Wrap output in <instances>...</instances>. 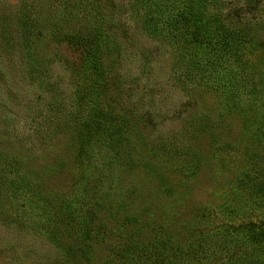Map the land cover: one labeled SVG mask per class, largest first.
Returning <instances> with one entry per match:
<instances>
[{
    "label": "rangeland",
    "instance_id": "374dc122",
    "mask_svg": "<svg viewBox=\"0 0 264 264\" xmlns=\"http://www.w3.org/2000/svg\"><path fill=\"white\" fill-rule=\"evenodd\" d=\"M123 1L0 0L12 43L24 12L41 30L15 53L0 34V264H264V0ZM98 43L115 131L79 137L75 62ZM34 191L101 235L59 232Z\"/></svg>",
    "mask_w": 264,
    "mask_h": 264
},
{
    "label": "trees",
    "instance_id": "16d2710c",
    "mask_svg": "<svg viewBox=\"0 0 264 264\" xmlns=\"http://www.w3.org/2000/svg\"><path fill=\"white\" fill-rule=\"evenodd\" d=\"M108 2L111 5L115 6L116 8V0H108ZM127 3L132 5L133 0L123 1V3L119 5L127 6ZM130 9L131 7L127 8L126 10H130ZM22 20L21 21L18 20V30L17 29L16 30L20 35L18 36L17 39L15 36L14 43H12L14 34L12 35L11 31H7L5 27L2 28V25H0L1 37L5 35V38L7 37V40L9 42L7 43L8 45H5V51H12L13 53H15L16 51H20V49L22 51V46L23 44H25V42L26 44H31V42L33 43V40L37 38L38 34L41 33V30H37L35 24L31 21L28 13L24 12L22 14ZM43 30L46 31V28L43 27ZM212 33L215 34L213 30L211 31V34ZM9 34L12 36H9ZM227 34L229 33L222 34L221 39L225 43H232L230 39H227ZM57 35L58 37L60 36L62 39H66L72 44L80 45L86 36H90V37H100L101 36L102 37V32L98 33L96 32V30H91L88 33H85V31L74 28V29L67 30L64 33L57 32ZM108 35L110 36L115 35V37L117 38V37H121V35H124V32L123 30L121 31L119 27L118 29H113V30L110 29V32L108 33ZM209 35H210L209 32L207 33L205 32L204 34L197 36L196 41L202 42L203 39L209 37ZM231 38H238V34L236 33V35H234ZM101 47L102 46L99 45V43H98V46L94 48L88 47L87 49L83 50V52H80L79 60L75 62L76 69L80 70L79 72L80 74L77 76H79L80 78L84 80L83 84H79V85L81 86V91L85 93V96L83 97V100L85 102V107L83 109L85 110H83V112L81 113L77 112L73 116V121H75L73 129L74 128L80 129L79 137L88 134L90 131L97 133V135L100 134L99 131H102L104 133L108 132L109 137H110L115 131L114 125L116 121H113L115 120V118H113L112 113L110 114L111 108L108 106L110 102V94H107L104 98L102 97L106 92H108L107 90H105L106 88L105 80H108V78H112L111 76H109L110 74L107 75V73L109 71V65L112 62L111 58L116 53H111V55L109 56L110 58H108L105 62V59H101V55H102ZM25 48H29V47H25ZM102 74L104 75L102 76ZM108 83H109V89H110L111 84L109 80H108ZM81 114H83V116ZM84 130H86V132L82 133V131ZM20 178H21L20 180L22 181H18L15 178H12L11 180H6V182L11 183L10 187H12V194L14 198L16 199L22 198L23 195L27 196L28 195L27 187L30 185L32 186L35 185L34 183H30L29 181L25 180L24 177L22 176ZM33 194L37 198L38 201H41L42 199H47L44 202L47 204H50L51 212L49 213H51V216H52L53 210H55L58 213L60 217L59 219L61 222L60 224L57 225L59 227L58 229L59 232L62 233V228H63L62 222H63L64 217L66 216V218L71 219L69 221L70 224L67 223L66 225H64V229L65 231H67V233L71 230L70 227L74 224L75 232L79 231L81 235L83 236H89V235L90 236H100L101 235V232L103 230L100 227L98 231L96 232V234L93 235L91 234V232L93 231V228H92L93 225L89 224V222H85L84 216L76 215L72 213L73 200L71 199V196L63 195L64 197L56 198L55 200L53 199L50 200L46 196H43L40 191H34ZM61 198L65 199L67 202V204L64 205V207H62ZM38 203L36 202L37 205ZM70 236H73V235H70ZM173 256L176 259H179L176 255H173ZM173 256H169V258ZM166 259L167 257L165 258V256L161 258L157 256L156 259L151 256L149 260L146 262V264H155V263L156 264H177L176 262H173V261L165 262Z\"/></svg>",
    "mask_w": 264,
    "mask_h": 264
}]
</instances>
